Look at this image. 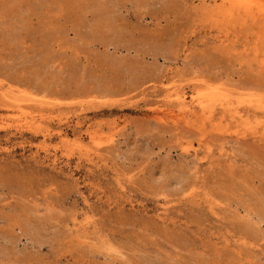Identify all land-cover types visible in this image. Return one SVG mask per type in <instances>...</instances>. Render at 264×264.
I'll use <instances>...</instances> for the list:
<instances>
[{
  "label": "rangeland",
  "instance_id": "rangeland-1",
  "mask_svg": "<svg viewBox=\"0 0 264 264\" xmlns=\"http://www.w3.org/2000/svg\"><path fill=\"white\" fill-rule=\"evenodd\" d=\"M0 264H264V0H0Z\"/></svg>",
  "mask_w": 264,
  "mask_h": 264
},
{
  "label": "bare ground",
  "instance_id": "bare-ground-1",
  "mask_svg": "<svg viewBox=\"0 0 264 264\" xmlns=\"http://www.w3.org/2000/svg\"><path fill=\"white\" fill-rule=\"evenodd\" d=\"M211 92H213L212 89H211ZM211 92H210V94H211ZM211 96H213V95L211 94ZM211 96H208V94H207V97L205 99L198 101V105L200 106V109L204 113H205L206 110H210V108H211L210 103H208L209 101L213 100V97H211ZM176 100L182 106V109H184L187 112L188 111V108L183 107V105H185V101L182 98V96H177V99ZM253 101H255V104H257V105H259V103H260L257 99L256 100H253ZM252 104H254V103L252 102ZM257 105H255V106H257ZM226 106H227L228 109L230 108V102L228 100L226 101Z\"/></svg>",
  "mask_w": 264,
  "mask_h": 264
}]
</instances>
